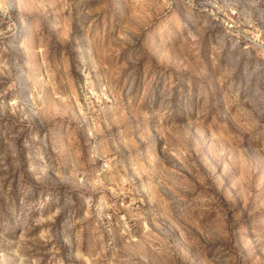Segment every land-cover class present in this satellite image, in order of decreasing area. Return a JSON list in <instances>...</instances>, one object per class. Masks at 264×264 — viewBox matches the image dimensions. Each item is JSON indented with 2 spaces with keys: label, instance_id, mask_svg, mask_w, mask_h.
Returning a JSON list of instances; mask_svg holds the SVG:
<instances>
[{
  "label": "rangeland",
  "instance_id": "obj_1",
  "mask_svg": "<svg viewBox=\"0 0 264 264\" xmlns=\"http://www.w3.org/2000/svg\"><path fill=\"white\" fill-rule=\"evenodd\" d=\"M0 264H264V0H0Z\"/></svg>",
  "mask_w": 264,
  "mask_h": 264
},
{
  "label": "built area",
  "instance_id": "obj_2",
  "mask_svg": "<svg viewBox=\"0 0 264 264\" xmlns=\"http://www.w3.org/2000/svg\"><path fill=\"white\" fill-rule=\"evenodd\" d=\"M224 24L227 31H229L232 35H235L236 37H239L241 35L242 40L247 43L252 41L251 35L246 34V30L252 27L251 24H244L242 22H239L237 19H233L230 17L224 21ZM260 45L263 46L262 41H260Z\"/></svg>",
  "mask_w": 264,
  "mask_h": 264
}]
</instances>
